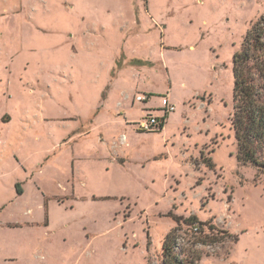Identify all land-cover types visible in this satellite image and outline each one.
Returning <instances> with one entry per match:
<instances>
[{
	"label": "rangeland",
	"instance_id": "374dc122",
	"mask_svg": "<svg viewBox=\"0 0 264 264\" xmlns=\"http://www.w3.org/2000/svg\"><path fill=\"white\" fill-rule=\"evenodd\" d=\"M262 16L264 0H0V264H163L173 231L179 258L264 264V168L237 161L230 122L233 54ZM117 55L152 65L110 79ZM169 91L164 128L139 130Z\"/></svg>",
	"mask_w": 264,
	"mask_h": 264
},
{
	"label": "trees",
	"instance_id": "16d2710c",
	"mask_svg": "<svg viewBox=\"0 0 264 264\" xmlns=\"http://www.w3.org/2000/svg\"><path fill=\"white\" fill-rule=\"evenodd\" d=\"M233 99L230 122L237 145L236 158L242 164L264 168L258 153L264 144V16L255 21L246 32L233 58ZM208 169L214 165L210 158H202ZM179 219H176V222ZM185 222L203 226L192 216ZM198 231L199 228L197 227ZM174 231L163 243V264H197L196 256L179 258L175 252Z\"/></svg>",
	"mask_w": 264,
	"mask_h": 264
},
{
	"label": "crops",
	"instance_id": "0c3cea01",
	"mask_svg": "<svg viewBox=\"0 0 264 264\" xmlns=\"http://www.w3.org/2000/svg\"><path fill=\"white\" fill-rule=\"evenodd\" d=\"M147 8H148V3H147ZM73 9L74 11H77V7L74 6L73 4ZM133 12L135 14V19L136 21L139 20V17H138V7L134 6L133 7ZM148 14L150 15L149 13V8H148ZM138 25L136 24L135 22V29L133 30L134 33L135 32H138ZM71 48L73 50L74 45L72 44L71 45ZM76 51V50H75ZM119 58H121L120 55H117L114 57L113 61L110 62V67H109V78H114L117 76V74L119 73L120 70L122 69H126V67H133V68H138V69H150L149 67L152 65V62L148 61V60H144V59H131L130 57H126V59L123 58L122 60V63L119 64ZM133 65V66H132ZM114 74V75H112ZM146 92H150V91H146ZM151 96V95H150ZM164 97H168V100L170 103H172V95H171V92L169 91L168 93L164 94V96L161 98V101ZM148 101V100H147ZM146 101V102H147ZM159 107L162 108V105L159 104Z\"/></svg>",
	"mask_w": 264,
	"mask_h": 264
},
{
	"label": "built area",
	"instance_id": "2783aa9c",
	"mask_svg": "<svg viewBox=\"0 0 264 264\" xmlns=\"http://www.w3.org/2000/svg\"><path fill=\"white\" fill-rule=\"evenodd\" d=\"M149 100V97L144 94H140L136 96V101L137 102H146ZM162 105V112H163V117H159L157 115H153L151 113L146 115V118H144L141 122L137 123V128L143 132H151V131H157L161 130L165 126V121L168 113H172L175 110V106L172 105L168 97H164L161 101Z\"/></svg>",
	"mask_w": 264,
	"mask_h": 264
}]
</instances>
